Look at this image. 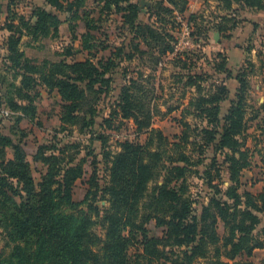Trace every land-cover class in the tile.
Returning a JSON list of instances; mask_svg holds the SVG:
<instances>
[{
	"label": "trees",
	"instance_id": "trees-1",
	"mask_svg": "<svg viewBox=\"0 0 264 264\" xmlns=\"http://www.w3.org/2000/svg\"><path fill=\"white\" fill-rule=\"evenodd\" d=\"M46 1L57 11H68L72 17H79L82 0ZM223 2L226 7L235 2L241 7L264 8V0ZM112 3L128 25L131 34L128 43L103 45L102 49L109 53L101 56L89 52L82 60L62 59L48 72L33 67L30 71L17 48L20 37L15 32L20 31L19 25L8 21L7 28L13 32L8 38L12 67L25 69L23 85L31 83L30 71L40 74L37 80L47 88H56L64 101L61 123L76 125L79 122L83 131L95 123L94 104L84 105L87 91L92 90L96 95L107 91L105 86L112 81L110 73L113 75L116 58L131 59L138 54H149L154 64L159 65L168 57L173 65L187 71L184 76L178 74V82L186 77L183 86L194 87L179 117H175L182 132L172 138L167 136L156 126L155 118L181 108L187 97L185 91L173 103L165 100L162 105L166 110H163L157 101L160 95L153 81L156 75L130 77L121 89L115 112L122 120L132 119L134 130L147 135L145 142H140L138 136L134 140L123 139L118 152H104L102 168L98 167L100 161L95 157L91 161L94 167L87 181V192L81 201L73 199V186L85 173V159L76 161V153H69L71 148H79L78 144L41 145L35 160L46 166V172L37 182L24 149L0 132V233L10 247L9 252L0 253V264H256L250 258L256 248L264 247L263 238L255 233L261 223L260 213L264 212V185L255 193L241 192L239 184V175L250 162L249 147L240 137L247 126L244 119L249 106L251 63L237 72L240 85L236 99L232 100L227 114L221 116V103L229 93L227 85L214 80L211 89L199 92L206 79L188 66L187 58L190 60L193 52L178 50L176 46L175 33L181 30L176 27L177 14L185 13L189 0H157L154 7L149 8L154 18L152 23L139 19L138 2L106 0L104 9L110 11ZM34 16L33 25L23 23L28 30L58 33L62 19L57 13L36 7ZM195 17L190 14L188 23L192 24ZM86 22L89 28H98L92 25V19L86 18ZM159 22L169 23L172 30L163 31ZM219 30L222 31V27ZM82 43L85 44L81 49L91 46L87 36ZM128 46L132 51H127ZM77 53L67 51L69 56ZM216 57L217 61L215 58L212 63L214 71L233 76L226 56L218 53ZM20 94L29 101L21 109L33 114L31 95L28 91ZM188 115L201 117L206 124H192ZM199 130L204 137L197 145L196 160L188 146L192 144V135H197ZM210 143L224 155L225 166L219 163L218 153L211 159V167L205 171L206 183L216 190L198 212L194 206L196 199L187 191L186 178L189 167L203 160L204 150ZM9 148L12 158L6 157ZM101 170L103 175L99 173ZM224 172L230 184L226 189L215 184L214 179H220ZM101 201L106 204L100 205ZM151 221L164 227L161 236L149 235ZM220 224L225 229L223 234L219 232Z\"/></svg>",
	"mask_w": 264,
	"mask_h": 264
},
{
	"label": "rangeland",
	"instance_id": "rangeland-1",
	"mask_svg": "<svg viewBox=\"0 0 264 264\" xmlns=\"http://www.w3.org/2000/svg\"><path fill=\"white\" fill-rule=\"evenodd\" d=\"M148 1L149 8H152L157 0ZM40 2L36 0H0V132L10 136L14 142L24 149L37 182L41 180V175L46 172V166L41 161L35 160L37 151L41 145L55 143L60 147H64L66 145L78 144L79 148H71L69 153L73 155L76 153V161L81 158L85 159V173L74 182L73 186V199L75 201H81L87 192V181L94 167L91 161L95 157L97 161H100L98 167L102 168L104 166L102 162L104 152L110 151L112 154L118 152L123 139L129 138L134 140L138 136L140 142H145L147 135L134 130L132 119L122 120L120 115L115 112L116 102L127 80L132 76L137 77L139 74H143L145 77L150 75L153 77L156 75V79L153 81L156 82L155 87L159 90L158 93L160 96L157 101L162 109L166 107L162 105L165 103V100L173 103L183 91H185L187 97L182 104L185 103L191 94L189 91L191 88L193 91L194 87L183 86L187 81L186 77H183L181 82H178V74L181 73L184 76L187 71L173 65L168 57L163 58L162 63H159V65L154 64V60L149 54H138L136 58L131 59L116 58L115 65L112 67L113 75L112 72L110 73L112 81L110 85L105 86L107 91L100 95H96L92 90L87 91V100L84 105H87L88 102L94 104L95 123L83 131L81 130V123L79 122L76 125H63L60 121V116L64 101L59 93H57L56 88H47L43 82L37 80L40 74L30 72L32 71L31 69H40L41 72H48L55 63L60 62L62 59L68 62H71L75 58L84 59L88 56L87 53L89 52L95 56L105 55L106 50L102 49L103 45L114 46L115 44L128 43L131 34L129 33L128 25H125V27L120 25L117 19L118 17L115 14L111 17L103 15L101 22V15L98 14L99 8L93 9L95 14L89 17V19H92V25L99 26L101 31H97L96 29L89 31L90 33L84 31L81 29L84 27L81 24L83 19H80L81 21L78 22V19L83 17L74 18L71 13L66 11L61 16L57 13L60 18H63L58 33H34L28 30L27 25L23 23L27 22L28 25L34 24L36 21V16H34L36 7L45 8L52 13L56 12V8L46 0L42 2L43 4ZM213 5V3H210L201 13H193L196 17L192 19V24L190 23L189 29L185 28L184 30L182 27L187 22L190 13L187 15L177 14L178 23L176 27L179 29L181 27L182 31L180 30L181 32L175 33L178 37L176 46L181 45L184 47L183 50H192L193 54L190 60L187 58L188 66L194 72L201 73L203 79H206L202 81V89L199 92H207L212 88L216 74L207 66L212 65L215 55L218 53H221L222 56L226 55V53L219 51L214 37L211 34H207L208 31H206V29L209 30V28H212L214 25L212 22L219 16V14L214 12L215 8ZM104 12L109 11L104 10ZM21 18L23 19L21 20ZM8 21H14L16 25H19L20 31H16L15 35L20 37L17 48L23 54L21 59L22 61H26L30 67L28 75H30L32 81L28 85L22 84V74L25 73L23 66L15 69L9 60L8 38L13 32L7 28ZM62 23L64 24L62 25ZM158 24L162 30H172L169 23L159 22ZM205 32L206 34L204 36ZM86 36L89 38V44L91 46L88 49H81L85 44L82 42L86 39ZM129 48V46L126 47L128 49L127 51H132ZM69 50L71 52L78 51V55L69 56L67 54ZM23 91H28L32 97V101L30 102L35 108L33 114L30 112L25 113L21 109L22 105L29 103L20 94ZM252 98L257 100L256 96H252ZM248 104L249 106L246 107L244 119V121H247V126L241 134L240 139H244L247 147H249L250 162L241 171L239 184L240 187L241 185H245L251 188V185L255 186L259 182L261 183V181H263L264 185V122L261 121L263 119L262 112L256 107L258 102L254 104L256 108L251 106L249 101ZM3 110L8 111V114H5ZM179 115V112L175 111L167 115L158 114L155 118L156 126L172 138L175 134L182 132V126L175 121V119H178L175 117ZM173 116L175 117L172 120L171 117ZM188 119L192 124H200L201 126L206 124L205 121H202L201 117L188 115ZM100 134L105 136H100ZM202 137L204 135L199 130L197 135H192L190 138L192 144L188 146V149L193 153L196 160L198 159L199 153L197 145L200 144ZM219 152L210 143L204 150L205 154L200 164L189 167L186 178L188 185L187 191L196 199V205L194 206L198 208V212H200L201 205L207 197L213 195L216 190L215 187L209 186L206 183L207 177L205 171L211 167V159L218 153L219 163L225 166L222 162L224 155H220ZM6 157H13L10 148L7 150ZM99 173L103 175L102 170ZM214 179L216 180L215 184L222 189H226L230 185L227 181V172H224L220 179L217 177H214ZM243 189L247 190V187ZM243 189L241 192L244 191ZM99 204L105 205L106 203L101 201ZM260 216L261 223L255 230V233L264 240V212L260 213ZM148 227L149 235L151 236L159 237L163 234L164 227L156 226L154 221H151ZM224 231V226L220 224L219 232L223 234ZM9 250L10 247L6 245L3 233H0V253L9 252ZM261 255V264H264V255ZM160 264L170 263L161 262Z\"/></svg>",
	"mask_w": 264,
	"mask_h": 264
},
{
	"label": "crops",
	"instance_id": "crops-1",
	"mask_svg": "<svg viewBox=\"0 0 264 264\" xmlns=\"http://www.w3.org/2000/svg\"><path fill=\"white\" fill-rule=\"evenodd\" d=\"M36 1H41L40 3L43 4L42 2L45 0ZM105 1L106 0H82V4L78 10L79 17L89 18L95 14L93 9L99 8L100 10H98V14L101 15V22L103 15L111 17L115 14V16L118 17L117 19L120 25H123V27H125V25L127 26V24H124V18L122 17L123 14H118V12L115 11V4H111V10L109 12H104V10H106L104 9ZM132 1H136L139 3V19L145 23H152L154 18L151 17L148 6L149 4H147L149 1L145 0L144 5H142L141 0ZM210 3L214 4V12L216 14H219V16L212 22L214 23V25L212 26V28H209L207 34H211V36L214 37L216 45L218 44L219 51L226 53L225 56H227V66L233 72V76L227 77L226 73L215 72L212 68V65L207 66L215 72V80H217L218 82L224 81L225 85H227L229 90L228 98L221 103V116L227 114L231 106L232 100L236 99V95L238 93V88L240 85L239 80L236 78L237 72L239 71V69L247 67V63L250 62L252 65L250 67L252 72L249 75L251 90L249 93L248 101L250 102L251 106L254 107L256 106L254 104L258 102V105L256 107L262 112L263 119L261 121L264 122V8L257 9L247 6L241 7L238 3L235 2L232 3L231 6L226 7L223 4V0H189L188 9L185 11L184 14L187 15L189 13H201ZM55 13H58L61 16L64 12L56 10ZM230 17L235 20V23L232 24L233 20L228 19ZM86 18L78 19V22L81 21L80 19H83L82 22L84 21L83 23L81 22V24H83L84 26L81 29H83L84 31H94L93 29L88 27ZM61 19L63 20V18ZM63 24L64 23H62V25ZM220 27H222V31L219 30ZM96 30L101 31L99 26ZM108 53L109 52L106 51L105 54ZM216 56L217 55H215L217 61L218 57ZM75 59L82 60L83 58ZM252 96H256L257 100H254ZM186 104L187 100L181 106V108L176 109L174 111L179 112L180 114L182 108ZM163 110H166V107L163 108ZM175 116L171 117V119L173 120ZM243 172L245 173V171ZM244 187H247V190L256 193L262 189L263 181H261V183L259 182L255 186L251 185V188H248V186L245 185H241L240 191H242ZM261 254L264 255V247L256 248L250 259L253 260L256 264H261Z\"/></svg>",
	"mask_w": 264,
	"mask_h": 264
},
{
	"label": "built area",
	"instance_id": "built-area-1",
	"mask_svg": "<svg viewBox=\"0 0 264 264\" xmlns=\"http://www.w3.org/2000/svg\"><path fill=\"white\" fill-rule=\"evenodd\" d=\"M185 28H187V29H189L190 28V24L188 23V21L183 25V27H182V29H184L185 30ZM182 29H181V31H182ZM180 31V32H181ZM183 48L184 47H182L181 45H179V46H177V49L178 50H183ZM3 112L5 113V114H8V111H6V110H3Z\"/></svg>",
	"mask_w": 264,
	"mask_h": 264
},
{
	"label": "water",
	"instance_id": "water-1",
	"mask_svg": "<svg viewBox=\"0 0 264 264\" xmlns=\"http://www.w3.org/2000/svg\"><path fill=\"white\" fill-rule=\"evenodd\" d=\"M141 3H142V5H144L145 4V0H141Z\"/></svg>",
	"mask_w": 264,
	"mask_h": 264
}]
</instances>
